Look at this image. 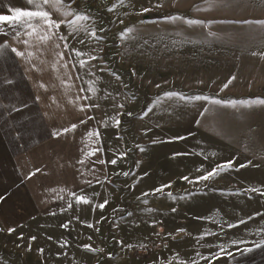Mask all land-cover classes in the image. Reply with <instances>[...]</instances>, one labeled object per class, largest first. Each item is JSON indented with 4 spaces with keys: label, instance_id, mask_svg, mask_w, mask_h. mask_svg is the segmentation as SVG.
<instances>
[{
    "label": "rangeland",
    "instance_id": "rangeland-1",
    "mask_svg": "<svg viewBox=\"0 0 264 264\" xmlns=\"http://www.w3.org/2000/svg\"><path fill=\"white\" fill-rule=\"evenodd\" d=\"M218 1L79 0L69 36L110 182L70 219L0 226V264H222L259 234L264 15Z\"/></svg>",
    "mask_w": 264,
    "mask_h": 264
},
{
    "label": "crops",
    "instance_id": "crops-1",
    "mask_svg": "<svg viewBox=\"0 0 264 264\" xmlns=\"http://www.w3.org/2000/svg\"><path fill=\"white\" fill-rule=\"evenodd\" d=\"M224 2L233 14L264 15V0ZM79 4L0 0V15L12 16L9 9L17 8L44 10L60 23L59 29H49L38 19L31 28L0 22V44L8 46L0 49V226L13 229L10 234L32 222L70 219L81 204L76 196L85 198L110 182L107 148L69 36ZM73 124L75 129L62 131ZM258 185L249 188L264 189V181ZM257 206L249 232L259 234L222 264H264V196Z\"/></svg>",
    "mask_w": 264,
    "mask_h": 264
},
{
    "label": "snow or ice",
    "instance_id": "snow-or-ice-1",
    "mask_svg": "<svg viewBox=\"0 0 264 264\" xmlns=\"http://www.w3.org/2000/svg\"><path fill=\"white\" fill-rule=\"evenodd\" d=\"M48 2H49V0H44V3H48ZM28 3L32 4L33 0H28ZM37 8H39V5H37ZM9 11L13 12L14 14L12 16L0 15V22L7 21V22H11L13 24L20 23L21 25H27L28 27L31 28L32 27V22L38 19L39 21H42L44 24L48 25L49 29H52V28L59 29V27H60V23H57L55 20H53L51 18L50 12H48V11H44V10L31 11V10H21V9H18V8L17 9H9ZM68 14L71 15L70 12ZM85 18L86 17H83V16L76 17V19H85ZM34 31H35V29L33 28V32ZM29 34H31V33H29ZM44 39H47V37H45ZM7 47L8 46H7L6 43L0 44V49H4V48H7ZM11 51L14 52L17 56L22 55V53L17 51V49H15V48H12ZM229 83H231V81H229ZM157 87H159V85ZM224 87L225 88L228 87V84H225ZM165 96L166 97L176 96V97H178L180 99H185V97L180 96L179 93H165ZM192 99H194V100H201V99L207 100L208 98L207 97H199V96H197V97H192ZM211 102L212 103H220L219 101H211ZM262 103H264V102H262ZM119 123L120 122L117 120L116 124L118 125ZM75 127H76V125L73 124V125H71L70 128H65L62 131L63 132H68L70 130L75 129ZM59 134H61V133H56V135H59ZM92 135H93V133L90 132L89 136H92ZM93 154H94V152L88 153V155H93ZM82 162L83 161H81V163ZM100 162L103 163V161H100ZM111 163L115 164L116 161L113 160V161H111ZM230 164H231V162H228L227 164H225L223 166L218 165L216 168H213L210 172H206L205 175H203L201 177H197L196 182H199L200 180H209L210 178H212V177H214L215 175L218 174V172L221 169V167H228V166H230ZM125 175H127V173H125ZM182 179L188 180L187 177H183ZM169 186H162L160 189H157L156 191H162L164 187H169ZM253 191H256V189H253ZM73 195H75V194H73ZM171 195L172 194L169 193L170 197H171ZM75 198H76L77 203H88V201L82 196H76ZM105 203H107V201H105ZM69 207H71V205H69ZM100 207L103 208L104 204H101ZM173 211H175V209H173ZM8 231L12 232L13 229L10 228ZM85 247L89 248L90 246L86 245ZM257 247H259V245H257ZM250 250L251 249H249V251ZM40 251L42 252L43 250L41 249Z\"/></svg>",
    "mask_w": 264,
    "mask_h": 264
},
{
    "label": "built area",
    "instance_id": "built-area-1",
    "mask_svg": "<svg viewBox=\"0 0 264 264\" xmlns=\"http://www.w3.org/2000/svg\"><path fill=\"white\" fill-rule=\"evenodd\" d=\"M133 252L136 254V255H148L149 254V251L147 248H136L133 250Z\"/></svg>",
    "mask_w": 264,
    "mask_h": 264
}]
</instances>
